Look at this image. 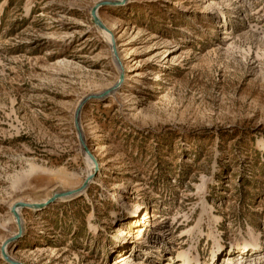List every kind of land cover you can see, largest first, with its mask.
I'll use <instances>...</instances> for the list:
<instances>
[{
  "label": "rangeland",
  "instance_id": "obj_1",
  "mask_svg": "<svg viewBox=\"0 0 264 264\" xmlns=\"http://www.w3.org/2000/svg\"><path fill=\"white\" fill-rule=\"evenodd\" d=\"M90 174L19 226L16 203ZM4 246L18 264H264V0H0L15 264Z\"/></svg>",
  "mask_w": 264,
  "mask_h": 264
},
{
  "label": "water",
  "instance_id": "obj_2",
  "mask_svg": "<svg viewBox=\"0 0 264 264\" xmlns=\"http://www.w3.org/2000/svg\"><path fill=\"white\" fill-rule=\"evenodd\" d=\"M104 3H107V2H104ZM102 3L96 5L94 8H93V16L95 18V20L97 21L98 20V16L96 14V11L98 10V8L101 6ZM101 26V25H100ZM90 156L94 157L91 153H89ZM92 178V175L88 177V179L86 180V182L84 183L83 185V188L87 186L88 184V181H90ZM79 190V189H78ZM78 190H68V191H63L61 193L57 192L55 193L51 198H49L48 200L44 201V202H40V203H27V202H21V207H29V208H32V207H35V208H43L51 203H53L54 201H56L58 198H65V197H69L73 194H75ZM3 253H4V256L6 257V259H8L9 261L10 258L8 257V255L6 254V251H5V246H4V249H3ZM15 264H18V262L16 261H11Z\"/></svg>",
  "mask_w": 264,
  "mask_h": 264
},
{
  "label": "bare ground",
  "instance_id": "obj_3",
  "mask_svg": "<svg viewBox=\"0 0 264 264\" xmlns=\"http://www.w3.org/2000/svg\"><path fill=\"white\" fill-rule=\"evenodd\" d=\"M97 16H98V18H99V15H98V12H97ZM97 22L100 24V25H102V22L100 21V20H97ZM103 27V26H102ZM104 31H106L105 30V28L103 29ZM106 33V32H105ZM108 33V32H107ZM110 35V34H109ZM110 37L112 38V36L110 35ZM114 52V51H113ZM114 54H115V52H114ZM115 57H116V54H115ZM120 71H121V69H120ZM111 90H115V88L113 89V88H111ZM84 137V136H83ZM91 159H94V157H92V156H89ZM91 175V174H90ZM89 182V181H88ZM86 187H84L83 188V186L75 193V194H79L80 192H84ZM71 196H74V194L73 195H71ZM71 196H69V197H71ZM18 207H20V209H21V204H20V202H18V203H16L14 206H13V213L15 214V216H16V219H17V221H18V224H19V226L22 228V222H21V217H20V215H19V213H18V210H17V208ZM32 208H35V207H32ZM129 211L131 210V208H129L128 209ZM245 249V248H244ZM244 251V250H243Z\"/></svg>",
  "mask_w": 264,
  "mask_h": 264
}]
</instances>
